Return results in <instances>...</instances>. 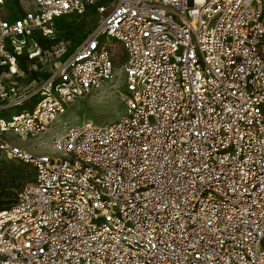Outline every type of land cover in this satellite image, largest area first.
Listing matches in <instances>:
<instances>
[{
    "label": "built area",
    "instance_id": "1",
    "mask_svg": "<svg viewBox=\"0 0 264 264\" xmlns=\"http://www.w3.org/2000/svg\"><path fill=\"white\" fill-rule=\"evenodd\" d=\"M10 1L0 163L34 176L0 210V264H264V0ZM90 9L78 48L54 44L58 19ZM116 47L117 122L64 123L40 156L9 143L41 140L117 80ZM43 60L22 87V65Z\"/></svg>",
    "mask_w": 264,
    "mask_h": 264
},
{
    "label": "rangeland",
    "instance_id": "2",
    "mask_svg": "<svg viewBox=\"0 0 264 264\" xmlns=\"http://www.w3.org/2000/svg\"><path fill=\"white\" fill-rule=\"evenodd\" d=\"M19 3V0H17ZM15 0L9 2L14 7ZM99 5H103L100 3ZM98 15L90 9L83 15H70L55 22L56 40L54 44L59 43L66 46L68 54L78 48L89 36L95 28ZM53 44V45H54ZM47 45V44H46ZM47 46H51V43ZM48 48V47H47ZM116 67L118 70L117 80L109 85L108 88L92 92L88 96L78 100L68 107L67 113L61 117L59 123H55L49 133L41 137V140H21L14 135H7L5 138L14 146L27 149L34 155L40 156L50 152V146L53 136L62 131L64 123L69 125H83L92 122L97 126L110 125L119 120L125 107L120 99L121 92L126 91L125 79L123 77L122 66L125 56L120 47L115 48ZM39 65V64H37ZM30 70L37 72L38 77H42L44 71H38V68L48 70V65L43 60L41 65L31 67L26 65ZM45 68V69H44ZM24 82H20L22 87H26L32 78L29 76L22 78ZM18 81V80H17ZM23 83V84H22ZM36 100L23 108H17L9 111L6 115L19 113L24 110H31ZM41 143V146H40ZM35 148V150L33 148ZM34 172L30 166H23L13 162L0 163V210L7 208L13 202L15 192L25 183L33 179Z\"/></svg>",
    "mask_w": 264,
    "mask_h": 264
},
{
    "label": "trees",
    "instance_id": "3",
    "mask_svg": "<svg viewBox=\"0 0 264 264\" xmlns=\"http://www.w3.org/2000/svg\"><path fill=\"white\" fill-rule=\"evenodd\" d=\"M43 46L45 47V48H49L50 46H47L46 44H45V42L43 43ZM26 63H24L23 65H22V69L25 71V73H27V74H29L30 73V75H31V78H33V79H35L37 76L35 75V73L33 72V71H30V68H27L26 67ZM21 165V164H20ZM24 166V165H23ZM13 203V202H12ZM11 203V204H12ZM10 204V205H11Z\"/></svg>",
    "mask_w": 264,
    "mask_h": 264
}]
</instances>
